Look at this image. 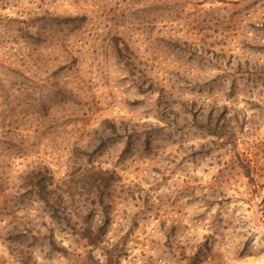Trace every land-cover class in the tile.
<instances>
[{
    "label": "rangeland",
    "instance_id": "rangeland-1",
    "mask_svg": "<svg viewBox=\"0 0 264 264\" xmlns=\"http://www.w3.org/2000/svg\"><path fill=\"white\" fill-rule=\"evenodd\" d=\"M7 132L0 264H264V0H0Z\"/></svg>",
    "mask_w": 264,
    "mask_h": 264
},
{
    "label": "trees",
    "instance_id": "trees-1",
    "mask_svg": "<svg viewBox=\"0 0 264 264\" xmlns=\"http://www.w3.org/2000/svg\"><path fill=\"white\" fill-rule=\"evenodd\" d=\"M2 94V93H1ZM9 138H5L3 136H0V158L3 155V151L8 150V148L14 146L17 142H13L15 140V137L17 135L6 133ZM21 143V141H19ZM3 162L0 161V198L4 200V205L6 206V209L8 207V203L12 202L16 199L17 191H25L26 188L24 186L25 181H28L29 188L31 190V195L34 197L39 196L42 199V202L48 203V200H45V195L47 194L49 196L50 192L48 191L49 186L51 185L50 179H45V175L40 170V168L32 167L29 168L28 171L24 172L19 180V183L17 186H15L14 183L10 181V179L7 176L6 170H4ZM50 181V182H49ZM16 189V190H15ZM56 205L55 203H53ZM58 205V204H57ZM13 207L9 206L8 209H11ZM17 210H15L13 213H16ZM12 213V214H13ZM59 216L65 213V208L62 207H54V213ZM49 218H53L52 215ZM68 220V219H67ZM23 228H27L26 225L23 226Z\"/></svg>",
    "mask_w": 264,
    "mask_h": 264
}]
</instances>
